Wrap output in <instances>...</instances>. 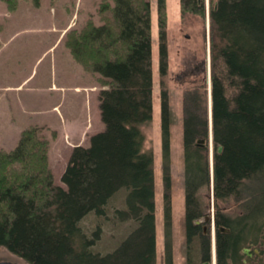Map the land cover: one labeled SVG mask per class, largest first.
I'll return each instance as SVG.
<instances>
[{"label":"trees","instance_id":"obj_1","mask_svg":"<svg viewBox=\"0 0 264 264\" xmlns=\"http://www.w3.org/2000/svg\"><path fill=\"white\" fill-rule=\"evenodd\" d=\"M15 9L18 0H5ZM39 5L40 0H33ZM182 14L205 16L206 0H180ZM160 74L168 71L167 0H157ZM103 23L89 22L67 34L66 45L86 69L98 73L105 128L90 145H76L63 172L66 188L54 182L49 141L37 128L23 131L12 150L0 151V246L28 264H156L154 159L143 151L141 126L153 117L151 4L149 0H105ZM213 181L219 208L217 264H235L243 248L264 237V0H210ZM197 90L185 98V223L189 237L204 215L199 190L211 184L207 108ZM170 107L162 91L165 219L170 239L172 207ZM222 145V151L218 146ZM127 187L122 219L138 226L113 251L77 243L79 221L90 211L106 214L109 198ZM239 202L234 216L220 201ZM101 228L95 232L99 238ZM170 244V243H169ZM169 253L170 252V246ZM245 264L244 261H241Z\"/></svg>","mask_w":264,"mask_h":264},{"label":"rangeland","instance_id":"obj_2","mask_svg":"<svg viewBox=\"0 0 264 264\" xmlns=\"http://www.w3.org/2000/svg\"><path fill=\"white\" fill-rule=\"evenodd\" d=\"M104 1L40 0L37 5L33 0H18L15 9H11L5 0H0V151L12 150L24 130L37 128L49 141L48 161L54 182L64 188L66 184L62 175L73 148L76 145L89 146L91 136L105 128L98 96L101 89L106 87L98 80V73L89 71L73 57L66 45L67 34L74 29H83L89 22L103 23L100 7ZM149 1L152 24L153 117L141 128L145 136L143 151L151 153L154 159L156 264H166L167 256L164 251L166 187L162 137L163 89L168 93L171 118L169 192L172 232L168 241L172 264H186L188 249L197 261V251L200 249L196 240L188 247L185 235L184 108L189 91L197 90L201 93L210 128V4L206 0V13L203 17L191 12L183 15L180 0H167L169 64L167 74L162 77L157 0ZM75 85L83 88L78 87L76 91ZM212 148L213 151L208 148L211 169L214 147ZM212 182L211 178L209 187L202 186L199 195L204 216L213 217V214L217 216L219 208ZM128 193L127 187L117 190L106 204V214H99L94 210L86 214L79 221L81 234L77 243L82 245L85 239H95L91 246L93 251L106 254L115 250L138 226L136 220L122 219L116 213L117 209H127ZM218 205L226 215L236 216L240 212L239 202L233 198L220 201ZM99 227L101 232L96 239L95 232ZM209 235L214 256L213 228ZM245 247L249 250L245 252L243 248L237 264H242L241 261L245 264H264V237L259 243ZM0 260L28 264L4 246H0ZM229 263L235 264L232 260Z\"/></svg>","mask_w":264,"mask_h":264},{"label":"flooded vegetation","instance_id":"obj_3","mask_svg":"<svg viewBox=\"0 0 264 264\" xmlns=\"http://www.w3.org/2000/svg\"><path fill=\"white\" fill-rule=\"evenodd\" d=\"M199 69V67H198ZM202 70L204 71L205 68L203 66ZM203 139V138H201ZM207 139V138H205ZM199 140V139H198ZM198 140L196 141L197 145L204 147H208L209 145L208 143H205V145H201L198 144ZM205 215V214H204ZM200 216L199 218H195L194 219V224L197 226L196 232L195 233H191V236L189 237L188 235V230L186 227V223H185V235H186V241H187V245L188 247H191V243L193 241H198L199 242V260L197 261L196 259H194L193 254L191 253L190 249H188V253H187V258H186V264H214V262H216L215 264H217V251H214V256L212 254L211 251V242H210V235L209 233L211 232L212 228L215 230V247H217V230L218 228L220 230H222V226L220 225L219 227L217 226V220H216V216H214V222H212V217L210 215H206V216ZM165 234H164V239H165V244H164V251H166L165 253H167L166 256V264H172V257H171V253H169V237L167 235V232H169V226H167V221L165 219ZM172 232V231H171ZM246 248V247H244ZM213 258H214V262H213Z\"/></svg>","mask_w":264,"mask_h":264},{"label":"water","instance_id":"obj_4","mask_svg":"<svg viewBox=\"0 0 264 264\" xmlns=\"http://www.w3.org/2000/svg\"><path fill=\"white\" fill-rule=\"evenodd\" d=\"M208 20H209V23H210V18ZM210 83H211V81H210ZM211 98H212V93H211ZM210 110H212V101H211V104H210ZM205 143H208L211 151H213L212 147H214V141H213V123L212 122L210 123V130H209V134H208L207 139L203 138V139H199L198 140V144H201V145L204 146ZM222 148H223L222 145H219L218 146V151L221 152ZM221 229L222 230H227L225 227H222ZM248 250H249L248 248H244L245 252H248ZM0 264H21V263L18 262V261H11V260H0Z\"/></svg>","mask_w":264,"mask_h":264},{"label":"bare ground","instance_id":"obj_5","mask_svg":"<svg viewBox=\"0 0 264 264\" xmlns=\"http://www.w3.org/2000/svg\"><path fill=\"white\" fill-rule=\"evenodd\" d=\"M209 4H210V0H209ZM211 88V87H210ZM211 91V90H210ZM211 93H212V91L210 92V102L212 101V98H211ZM210 112V115H209V119H210V123L212 122L213 123V119H212V110H210L209 111ZM209 130H210V128H209ZM209 130H208V133H207V137H208V134H209ZM214 153V152H213ZM213 160V159H212ZM212 173H211V178H212V180H213V162H212ZM213 184H214V181L212 182ZM214 218V214H213V217H212V219ZM213 222H214V219H213ZM215 249H217V247H215V240H214V244H213V251H215Z\"/></svg>","mask_w":264,"mask_h":264},{"label":"crops","instance_id":"obj_6","mask_svg":"<svg viewBox=\"0 0 264 264\" xmlns=\"http://www.w3.org/2000/svg\"><path fill=\"white\" fill-rule=\"evenodd\" d=\"M152 62H153V61H152ZM206 71H207V70H206ZM204 73H205V72H204ZM205 77H206V74H204V79H205ZM53 87H55V85H54ZM56 87L58 88V87H60V86H56ZM61 87L63 88V86H61ZM78 87H82V88H83V86L75 85V86H74V90L77 91V90H78V89H77ZM86 87H87V86H84V88H86ZM98 97H99V96H98ZM85 101H86V98H85ZM99 106H100V105H99ZM185 207H186V206H185Z\"/></svg>","mask_w":264,"mask_h":264}]
</instances>
